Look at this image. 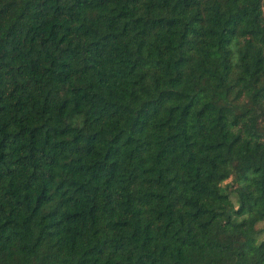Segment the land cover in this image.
<instances>
[{
    "label": "trees",
    "instance_id": "1",
    "mask_svg": "<svg viewBox=\"0 0 264 264\" xmlns=\"http://www.w3.org/2000/svg\"><path fill=\"white\" fill-rule=\"evenodd\" d=\"M262 220L264 0H0V264H264Z\"/></svg>",
    "mask_w": 264,
    "mask_h": 264
},
{
    "label": "rangeland",
    "instance_id": "2",
    "mask_svg": "<svg viewBox=\"0 0 264 264\" xmlns=\"http://www.w3.org/2000/svg\"><path fill=\"white\" fill-rule=\"evenodd\" d=\"M257 226L264 227V220L259 221V222L257 223ZM263 233H264V231H263ZM263 233H262V234H263Z\"/></svg>",
    "mask_w": 264,
    "mask_h": 264
}]
</instances>
